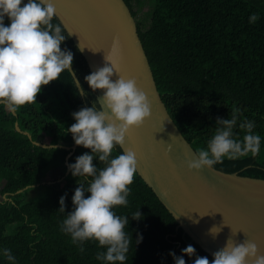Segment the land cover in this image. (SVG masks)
Segmentation results:
<instances>
[{
  "label": "trees",
  "instance_id": "1",
  "mask_svg": "<svg viewBox=\"0 0 264 264\" xmlns=\"http://www.w3.org/2000/svg\"><path fill=\"white\" fill-rule=\"evenodd\" d=\"M131 1L139 2L123 0L135 19ZM253 13L259 18L249 23ZM52 22L58 23L55 17ZM9 23L5 17V26ZM135 26L161 101L191 148H206L218 127L216 119H228L239 109L234 132L242 139L245 133L239 123L253 121V131L261 137L260 152L254 157L224 158L214 168L264 179V0H152L148 24L140 27L135 22ZM64 34L67 38L60 47L72 52L71 68L87 95H79L70 73L64 71L59 79L42 86L35 103L25 104L15 114L0 104V264H13L3 255L4 249L15 257L14 264H104L96 254L105 248L91 240L73 244L60 228L72 211L75 189L81 183L87 188L91 177H74L68 169L58 186L38 184L46 170L65 171L70 150L33 142L42 138L47 144L71 145L74 141L67 132L75 123L71 114L95 102L84 80L89 75L86 64ZM15 122L30 137L16 131ZM85 153L91 150L76 145L67 165ZM119 154L117 145L112 156ZM93 164L104 167L96 159ZM34 185L43 189L28 198L24 192ZM128 187V205L114 208L117 215L128 218L126 231L132 242L125 264H175L169 252L182 256L188 245L196 252L191 257L183 255L185 264H193L198 256L211 262L213 258L189 240L137 174ZM61 196L65 197L64 213L59 210ZM137 210L140 220L132 219ZM138 235L142 240L137 244Z\"/></svg>",
  "mask_w": 264,
  "mask_h": 264
},
{
  "label": "clouds",
  "instance_id": "2",
  "mask_svg": "<svg viewBox=\"0 0 264 264\" xmlns=\"http://www.w3.org/2000/svg\"><path fill=\"white\" fill-rule=\"evenodd\" d=\"M5 17L10 21L8 26L4 24ZM54 17L55 8L50 0H27V3L0 0V104L9 113L15 114L25 104L35 103L42 86L59 79L62 72L68 71L74 76L73 54L61 49L67 37L61 24L52 22ZM258 18L257 14H251L249 23H255ZM79 49L84 48L79 44ZM120 56L119 38L113 37L104 56V66L84 77L91 90H103V95L91 107L73 112L75 123L67 129L75 145L91 150L90 154L76 157L75 163L67 167L72 176L91 177V180L87 188L81 183L75 189L72 211L65 216L60 228L70 235L73 244L82 245L91 240L105 248L96 254V259L104 264H125L132 242L126 231L127 216L117 215L114 208L128 205L131 191L128 186L137 173V157L131 149H123L122 154L113 157V149L117 145L123 148L128 130L140 127L151 114L149 101L137 87L136 80L119 75ZM114 71L118 74L115 82L111 80ZM74 81L79 94L86 96L79 81ZM239 114L240 110L234 109L230 118L216 119L218 127L207 147L197 149L187 162L188 170H215L214 166L224 158L234 160L249 154L254 157L260 152L261 137L253 131V121L244 119L239 123L245 134L242 139L237 138L234 128ZM94 159L104 167L94 165ZM86 192L90 194L87 197ZM59 204V210L64 213V196L60 197ZM141 218L138 210L132 215V219ZM220 231V227L213 226L209 234L215 239ZM141 240L138 235L135 243ZM80 250L83 252V247ZM195 252V248L188 245L182 249V256L174 252L169 255L175 264H185L183 255L191 257ZM258 253L255 243L247 239L237 242L230 236L225 245L213 253L211 262L207 257L198 256L193 264H264V255ZM3 255L14 264L15 257L9 249H4Z\"/></svg>",
  "mask_w": 264,
  "mask_h": 264
},
{
  "label": "water",
  "instance_id": "3",
  "mask_svg": "<svg viewBox=\"0 0 264 264\" xmlns=\"http://www.w3.org/2000/svg\"><path fill=\"white\" fill-rule=\"evenodd\" d=\"M50 2L55 8V19L79 51L89 74L104 66V56L111 47L113 37L119 38V75L136 80L137 87L149 101L151 114L140 127L128 130L123 148L118 146L121 152L131 149L136 153V174L174 218L182 232L211 258L230 236L237 242L247 239L255 243L258 254L264 255V179L216 168L188 170L187 162L193 158L195 151L161 101L135 21L123 0ZM79 44L81 49L84 48L82 51ZM70 76L75 85L77 76L75 73L74 76L70 73ZM117 79L118 74L114 71L111 80L115 82ZM77 91L79 93V89ZM93 95L96 101L103 95V90H95ZM14 129L30 137L26 131L18 128L16 122ZM33 143L41 147L69 149L64 161V172L67 173L66 160L76 146L74 142L69 146ZM213 226L221 228L215 239L209 234Z\"/></svg>",
  "mask_w": 264,
  "mask_h": 264
},
{
  "label": "rangeland",
  "instance_id": "4",
  "mask_svg": "<svg viewBox=\"0 0 264 264\" xmlns=\"http://www.w3.org/2000/svg\"><path fill=\"white\" fill-rule=\"evenodd\" d=\"M152 4V0H139V2L131 1L130 7L135 13V22L140 24V27H144L148 24V11L150 10ZM39 143L47 144L45 140L42 138L39 141H36ZM61 145L67 146V144L58 143ZM69 146V145H68ZM68 173V171H67ZM65 172H62V170L57 168H51L49 170H46L45 174L40 178L39 185L46 183V184H53L55 186H58L61 184L62 180L66 176ZM43 187H40L38 185L32 186L30 189H26L24 192V195L28 198H32L38 195V192L41 191ZM30 196V197H29Z\"/></svg>",
  "mask_w": 264,
  "mask_h": 264
}]
</instances>
